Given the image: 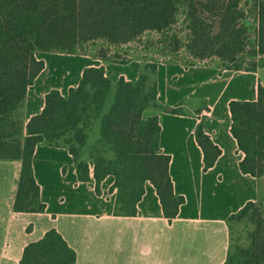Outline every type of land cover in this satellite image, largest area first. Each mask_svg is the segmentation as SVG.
Listing matches in <instances>:
<instances>
[{
	"label": "trees",
	"instance_id": "1",
	"mask_svg": "<svg viewBox=\"0 0 264 264\" xmlns=\"http://www.w3.org/2000/svg\"><path fill=\"white\" fill-rule=\"evenodd\" d=\"M255 1L250 39L240 0H0V160L20 162L12 211L40 213L46 208L32 171V154L41 144L65 148L77 181L93 182L96 195H101V182L112 176L108 192L114 194V216L135 215L149 182L163 216L168 221L175 218L184 198L173 192L170 158L160 150L157 112L180 110L158 103L157 67L177 64L187 69L212 59L220 70L263 67L264 4ZM36 52L120 64L137 60L143 71L134 81L120 76L112 82L103 65L83 68L76 86L66 95L49 90L41 111L23 125L27 88L44 68ZM228 108L229 131L242 154L240 172L264 178V87L257 85L254 101L231 100ZM96 123L99 138L88 144ZM195 140L206 171L220 149L201 123ZM258 204L248 201L228 217L229 249L223 264L238 260L230 224L242 220L253 225L244 263L264 262V216ZM75 262V251L54 228L25 245L19 260Z\"/></svg>",
	"mask_w": 264,
	"mask_h": 264
},
{
	"label": "crops",
	"instance_id": "2",
	"mask_svg": "<svg viewBox=\"0 0 264 264\" xmlns=\"http://www.w3.org/2000/svg\"><path fill=\"white\" fill-rule=\"evenodd\" d=\"M41 53L45 52H36V57L44 61V68L27 88L23 125L41 111L49 90L66 95L69 87L76 86L83 68L103 65L112 82L120 76L134 81L140 73L137 60L120 64L79 55L85 60L77 71L60 73L48 83L49 65ZM261 70L264 66L256 71H232L213 64L187 69L177 64L158 65V103L180 110V114L157 112L159 145L170 158L173 192L184 198L171 221L163 216L149 182L135 215L114 216V194L108 192L112 176L101 182V195H96L93 182L77 181L73 159L65 148L41 144L34 148L32 171L46 208L40 213L13 212L20 162L0 160V264H20L24 246L50 228L75 251V264H223L229 249L228 217L248 201L264 204V178L257 180L239 170L242 154L229 131L228 108L231 100L256 99L257 85L264 87ZM180 83L188 88L186 92L174 87ZM200 123L220 149L206 171L195 140ZM92 234L96 239L90 242ZM110 243L116 247L115 259L108 257Z\"/></svg>",
	"mask_w": 264,
	"mask_h": 264
},
{
	"label": "rangeland",
	"instance_id": "3",
	"mask_svg": "<svg viewBox=\"0 0 264 264\" xmlns=\"http://www.w3.org/2000/svg\"><path fill=\"white\" fill-rule=\"evenodd\" d=\"M257 1L264 4V0H257ZM254 5H256L255 0H240V6H242V8L244 9V13H245L244 22L247 25V27H249L250 39L252 38V26L251 25H254V13H255L254 9H253ZM91 51H92V48L90 50V53H91ZM52 53L53 52L41 53V54H43V57L47 60L48 65H49L48 70L50 72L46 73V78H48V77L50 78L48 83H53L54 79L61 75L60 73H64L67 71H70L71 73H73L74 71H77L80 64L83 62V60H85V59H83V57H80L79 55H69L68 56L67 54H65L62 56L60 54L61 56H55V55H59V54H52ZM87 57H90V56H87ZM90 58H92V57H90ZM56 59H58V60H56ZM212 61H213V59L208 60V61L203 62V63L201 62L198 64L199 65H207V64L212 65L211 64ZM214 62H215L213 64L214 66H216L217 68L221 67V65L219 64L218 61H214ZM121 68L122 67H118V69L122 70ZM261 68L262 67H260L258 69H261ZM142 71H143V65L140 63V72H142ZM260 78H264V70H261V77ZM151 80H152V78L150 77V83H151ZM175 86L180 90V92L181 91L186 92L188 90V88L186 86H184L183 83L182 84L180 83V86L174 85V87ZM98 138H99V127H98V123H96L94 128L92 129V131L89 133L87 143L92 144ZM108 154H110V152H108ZM258 205H259V208H258L259 211L264 216V204H258ZM230 228H231V231H230L231 239H233L234 244L237 245V250H236L237 254L236 255L238 256L237 257L238 260H237L236 264H245L244 262L247 260H246V257H244L245 254L243 253V251L249 247L250 234H251V231L253 230V225L250 222L242 220V221H239L236 223H231ZM89 239H90V242H92L96 238L94 237V234H92V235H89ZM97 241H100V238ZM107 253H108L109 258L115 259L116 247H115L114 243L109 244ZM254 264H264V262H259V263H254Z\"/></svg>",
	"mask_w": 264,
	"mask_h": 264
}]
</instances>
